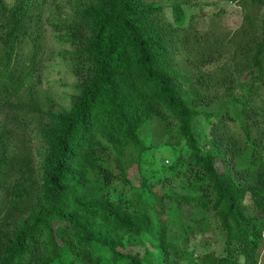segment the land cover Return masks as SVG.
<instances>
[{
    "label": "trees",
    "instance_id": "obj_1",
    "mask_svg": "<svg viewBox=\"0 0 264 264\" xmlns=\"http://www.w3.org/2000/svg\"><path fill=\"white\" fill-rule=\"evenodd\" d=\"M165 10L0 0V264H185L192 221L225 239L222 256L198 264H260L264 19L248 18L229 47L182 4ZM48 28L71 49V112L46 111L35 92ZM154 122L185 141L184 173L148 161Z\"/></svg>",
    "mask_w": 264,
    "mask_h": 264
},
{
    "label": "rangeland",
    "instance_id": "obj_2",
    "mask_svg": "<svg viewBox=\"0 0 264 264\" xmlns=\"http://www.w3.org/2000/svg\"><path fill=\"white\" fill-rule=\"evenodd\" d=\"M16 1L7 0V4L12 7ZM149 1L164 6L168 18H172V7L182 4L190 16H195L194 24L197 25L200 31H215L221 40L225 39V42L229 40L225 43L229 47H236L235 36L240 33L248 18L253 21L264 19V9L259 10L257 7L251 6L247 0ZM43 48V63L39 73L40 79L35 82V92L46 111L71 112L75 98L79 95L77 89L79 80L74 75L70 63L64 59V54L71 51V49L59 43L56 40L54 31L50 28L47 29ZM25 52H27L26 48ZM178 59L181 69L187 70L184 58L179 57ZM183 80L187 84V81ZM204 129H206L205 124L201 126L198 133L202 138L205 134ZM142 140L148 149L147 159L154 164V170H160L163 166L169 167L173 163L179 162L178 169L184 173L189 155L184 140L176 138L158 122L150 123L145 127ZM219 169L222 171L220 165ZM182 179L185 182L184 174ZM178 184H181L180 180ZM147 196L150 195L147 193ZM192 216L193 213L192 215L188 213L187 220H192L194 217ZM189 228L190 243L185 264H198L204 254L214 253L217 256L224 254L225 239L216 225L192 221ZM133 248L136 251L140 249L138 245H134ZM101 254L107 259L109 252L103 249ZM260 264H264V257Z\"/></svg>",
    "mask_w": 264,
    "mask_h": 264
}]
</instances>
